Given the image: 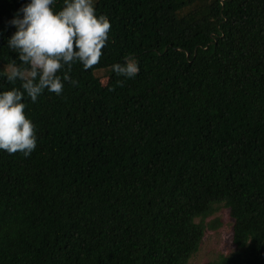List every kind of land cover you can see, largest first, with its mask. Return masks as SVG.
<instances>
[{
    "label": "trees",
    "instance_id": "1",
    "mask_svg": "<svg viewBox=\"0 0 264 264\" xmlns=\"http://www.w3.org/2000/svg\"><path fill=\"white\" fill-rule=\"evenodd\" d=\"M26 2L0 0V90L20 86L6 41ZM94 7L99 62L24 98L28 156L0 150V264H188L220 207L234 250L206 264H264V0ZM126 55L129 79L111 68Z\"/></svg>",
    "mask_w": 264,
    "mask_h": 264
},
{
    "label": "clouds",
    "instance_id": "2",
    "mask_svg": "<svg viewBox=\"0 0 264 264\" xmlns=\"http://www.w3.org/2000/svg\"><path fill=\"white\" fill-rule=\"evenodd\" d=\"M27 0L9 23L15 31L6 45L18 55L6 76L19 87L0 90V150L28 156L36 147V125L25 112L24 98L35 102L46 90L60 95L65 83L75 85L70 72L77 62L84 69L96 65L111 29L105 14H98L94 0ZM117 76L133 78L139 72L133 56L111 65ZM122 83V81H118Z\"/></svg>",
    "mask_w": 264,
    "mask_h": 264
},
{
    "label": "rangeland",
    "instance_id": "3",
    "mask_svg": "<svg viewBox=\"0 0 264 264\" xmlns=\"http://www.w3.org/2000/svg\"><path fill=\"white\" fill-rule=\"evenodd\" d=\"M102 73L99 75L102 76ZM206 223L216 227L205 230L199 249L189 259L188 264H206L217 260L220 256L228 255L234 250L232 244L233 220L228 209L220 207L216 213L206 219Z\"/></svg>",
    "mask_w": 264,
    "mask_h": 264
}]
</instances>
